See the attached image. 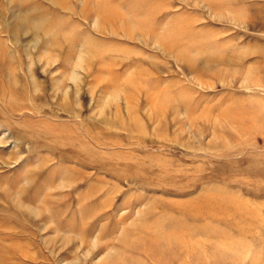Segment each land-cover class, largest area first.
I'll return each mask as SVG.
<instances>
[{
  "label": "rangeland",
  "instance_id": "obj_1",
  "mask_svg": "<svg viewBox=\"0 0 264 264\" xmlns=\"http://www.w3.org/2000/svg\"><path fill=\"white\" fill-rule=\"evenodd\" d=\"M0 264H264V0H0Z\"/></svg>",
  "mask_w": 264,
  "mask_h": 264
},
{
  "label": "bare ground",
  "instance_id": "obj_2",
  "mask_svg": "<svg viewBox=\"0 0 264 264\" xmlns=\"http://www.w3.org/2000/svg\"><path fill=\"white\" fill-rule=\"evenodd\" d=\"M239 234H240V232H239ZM172 243H169V246L171 245ZM173 244H176V245H178V246H181L182 248L183 247H186V245H187V243H185V242H181V241H177V242H175V243H173ZM169 251H167L166 253H170V254H173L174 253V246L172 247V248H170V249H168Z\"/></svg>",
  "mask_w": 264,
  "mask_h": 264
}]
</instances>
